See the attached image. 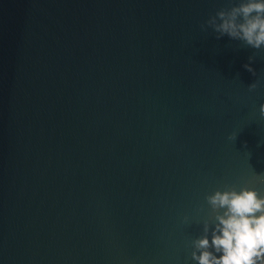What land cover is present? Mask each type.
<instances>
[{
  "label": "water",
  "instance_id": "1",
  "mask_svg": "<svg viewBox=\"0 0 264 264\" xmlns=\"http://www.w3.org/2000/svg\"><path fill=\"white\" fill-rule=\"evenodd\" d=\"M240 2L0 0V264H198L264 196V48L201 28Z\"/></svg>",
  "mask_w": 264,
  "mask_h": 264
},
{
  "label": "clouds",
  "instance_id": "2",
  "mask_svg": "<svg viewBox=\"0 0 264 264\" xmlns=\"http://www.w3.org/2000/svg\"><path fill=\"white\" fill-rule=\"evenodd\" d=\"M209 27L218 40L227 35L253 49H262L264 0H241L238 5L221 9L201 25L205 31ZM248 59L244 67L254 73L251 66L254 57ZM249 87L255 89L256 84ZM260 114L264 116V104L260 105ZM206 200L216 213L218 223L212 230L211 240L205 224L206 234L193 241L196 250L191 253L192 260L198 264H264V196L254 189L241 188L216 190Z\"/></svg>",
  "mask_w": 264,
  "mask_h": 264
}]
</instances>
